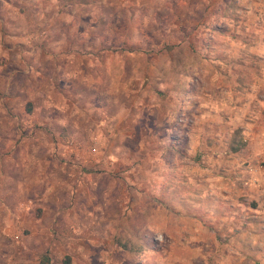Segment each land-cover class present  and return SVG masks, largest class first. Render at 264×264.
Segmentation results:
<instances>
[{"label": "rangeland", "instance_id": "rangeland-1", "mask_svg": "<svg viewBox=\"0 0 264 264\" xmlns=\"http://www.w3.org/2000/svg\"><path fill=\"white\" fill-rule=\"evenodd\" d=\"M255 1L0 0V264L230 263L178 134L222 97L216 59L263 22Z\"/></svg>", "mask_w": 264, "mask_h": 264}, {"label": "crops", "instance_id": "crops-1", "mask_svg": "<svg viewBox=\"0 0 264 264\" xmlns=\"http://www.w3.org/2000/svg\"><path fill=\"white\" fill-rule=\"evenodd\" d=\"M259 3L263 5L264 0L255 1V6ZM262 21L258 24L239 21L240 36L224 37L223 45L227 47L216 61L224 62L225 71L214 77L215 81L219 78L220 83L215 85V81L213 82V87L217 91L221 89L223 95L212 97L205 104H191V118L188 126L186 125L188 132L185 134L183 127L178 134L180 137L186 135L189 140V148L186 150L188 155L196 152L205 154L206 164L203 167L192 165L181 157L183 165L180 169L186 174L187 182L193 190L190 192L192 205L199 207L201 202L206 201L210 205L208 220L210 218L221 224L224 221L227 226L229 245L225 244V253L230 256L234 253L235 257L229 256V264H243L239 254L244 253H251V257L259 260L258 264H264V20ZM243 27L251 29L253 34L246 35ZM182 107V111L186 109L185 105ZM231 126L243 129V143L237 148L229 147L232 136L227 131ZM203 187L206 188L201 194ZM219 199L222 201L220 205L217 204ZM250 200L254 202L249 204ZM240 237H247L248 240ZM236 242L239 243L238 246L234 245ZM197 245L195 249H198Z\"/></svg>", "mask_w": 264, "mask_h": 264}, {"label": "trees", "instance_id": "trees-1", "mask_svg": "<svg viewBox=\"0 0 264 264\" xmlns=\"http://www.w3.org/2000/svg\"><path fill=\"white\" fill-rule=\"evenodd\" d=\"M118 244L123 247L125 250H127L128 252H134L137 251L135 250V246H133L132 244L128 243L127 241H123V239H118L117 240Z\"/></svg>", "mask_w": 264, "mask_h": 264}]
</instances>
